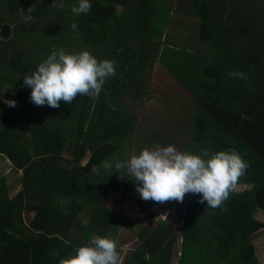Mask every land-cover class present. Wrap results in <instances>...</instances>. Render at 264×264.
Returning <instances> with one entry per match:
<instances>
[{
  "label": "trees",
  "instance_id": "16d2710c",
  "mask_svg": "<svg viewBox=\"0 0 264 264\" xmlns=\"http://www.w3.org/2000/svg\"><path fill=\"white\" fill-rule=\"evenodd\" d=\"M61 1L63 7L53 8V0H0V160L20 171L12 193L0 175V264H59L113 227L118 215L107 200L116 207L127 200L137 212L152 208L157 202L142 200L131 179L118 184L114 164L122 160L124 141L136 138L145 148L161 132L172 133L175 123L190 133L182 134L189 143L181 151L236 150L250 165L239 181L250 186L233 190L217 209L188 194L174 217L181 220L178 235L171 217L143 225L122 264H256L252 234L262 222L254 214L264 213V0H173L171 6L190 12L198 53L160 41L167 28L189 27L175 22L178 11L167 0H90L91 10L79 15L71 11L79 0ZM60 49L113 60L116 75L96 97L36 106L24 77ZM154 61L188 92L192 115L183 101H171L148 120L145 133L134 128L138 121L129 112L140 104L125 100L147 101L151 91L144 107L155 105L156 93L169 84L155 86ZM145 84L147 96L133 91ZM106 160L111 168L103 166Z\"/></svg>",
  "mask_w": 264,
  "mask_h": 264
},
{
  "label": "clouds",
  "instance_id": "9594fccd",
  "mask_svg": "<svg viewBox=\"0 0 264 264\" xmlns=\"http://www.w3.org/2000/svg\"><path fill=\"white\" fill-rule=\"evenodd\" d=\"M51 7L63 5L53 3ZM91 8L90 0H79L71 11L79 15L88 13ZM77 27L75 22L71 24L73 30ZM115 75L113 60L98 59L88 50L66 52L60 49L53 50L38 64L36 71L24 77L23 83L31 88L30 99L36 106L59 108L61 101L72 104L77 95L98 96L105 81ZM229 75L247 79L242 72ZM4 103L16 106L15 100H4ZM103 166L111 168L113 165L106 160ZM114 167L126 169L120 176H127L136 184V191L144 201L183 202L185 195L192 193L200 195V203L206 202L208 207L217 209L229 199L250 165L234 149L211 154L204 149L194 154L167 144L145 147L127 161L117 160ZM117 246V238L96 235L59 264H122Z\"/></svg>",
  "mask_w": 264,
  "mask_h": 264
},
{
  "label": "rangeland",
  "instance_id": "374dc122",
  "mask_svg": "<svg viewBox=\"0 0 264 264\" xmlns=\"http://www.w3.org/2000/svg\"><path fill=\"white\" fill-rule=\"evenodd\" d=\"M53 1H55L54 3L58 5L59 4L63 5V2L61 0H53ZM167 1L171 2L170 4L167 5V7H169V10H174L175 12L176 10L178 11V13H172L174 19L179 21L180 17L185 18L186 20L184 21L185 22L189 21V25H190V12L184 13L182 10H180L181 9L180 5L174 4V7L171 6L173 0H167ZM168 18L171 19V16H169ZM188 38H190V40ZM169 39L171 40V44L173 46L179 47L180 45H182V48L184 50L192 51V53H198L199 43L195 41L194 34L192 33L191 30L184 31L180 35L171 34L169 36ZM169 39L163 34L160 37V41L166 45H170ZM155 62L156 61H154V63ZM149 72H150V69H149ZM158 76L159 77L156 78L155 80V86L158 85V86L164 87V83H168L169 85L165 89L160 91V93L159 92L156 93L157 100L154 103L155 105H152V107L150 106L148 109H145L144 107L145 102L147 103L153 98L151 91H149V93H150V97L152 98L147 99V101L146 99L144 100L143 98L141 101H138V103L133 98L125 100V103L128 101L126 104H131L134 106V108L136 105L140 104L137 107V109L136 108L130 109L129 112L134 116L135 122L138 121L135 123L134 128L136 130L144 131L145 133H147L145 128L148 125V120L153 118L155 114L157 115V112H159V110L165 108L167 103L172 101V103L174 104V102L176 101L186 100V95L176 93L175 87L171 84L172 82L170 81L174 79L171 78L165 71L163 73L158 72ZM150 77H151V73H150ZM150 77L148 74L147 78H150ZM142 79H145V76H143ZM149 87L150 86L147 84H145V86L140 85V86H137V88L134 89L133 91L137 92V90H139L138 92H143L147 96L146 92L148 91ZM136 98L138 100L140 99L137 96ZM191 121L192 119L190 120V123ZM124 142H127V143H126L125 151L121 155V158H122L121 161H127L134 154L138 155L140 151L143 149V148H138L137 146L138 140L136 138L132 141H124ZM188 143H189V136H186L183 140L179 142H174V143H168L166 139L159 137L158 142H156V144L148 143L149 145H147V147L152 148L156 145L167 146V144H172L178 150H181L182 146L188 145ZM82 162L83 160H81V163ZM93 169H96V168H93ZM125 173H126V169L118 170V176H117L118 184L123 182L125 178H128L127 176H123V177L120 176V175H124ZM0 175L3 176L6 187L9 188L8 191L10 193L15 192L19 186L20 171L13 169L11 167V164L8 163L6 160H0ZM249 186L250 184L247 182L238 181V184L236 188L234 189V191H237V190L242 191L243 189L249 188ZM188 194L185 195L183 202L169 201L163 204L156 203L152 208L146 211H143V212L133 211L132 203H130L127 200L123 201L120 207L114 206L113 204L109 202V200H107L106 205L111 207V210L114 209L115 213L118 216L114 217L112 221L113 227L109 228L103 236L115 237L118 239V241H120L121 255L128 252V250H130L133 246H135L139 242V237L135 235V231L136 230L139 231V229L143 225L152 226V224H154L155 222L157 223L158 221H162L163 219H167L168 217H171L172 221L170 220V223L174 227L173 234L175 233V236H177L179 232V226L178 224H176V222L181 224V220L180 219L178 220L174 217L180 214L181 211L183 210L185 201L187 199L186 196H189ZM84 211H87V209L83 210L82 213H84ZM120 216L126 217V219L131 223V227H126L123 224V221L121 220V218H119ZM254 216L262 222V227L252 234V244L254 246V254L257 258L256 264H264V213L258 212V213H255ZM176 246H177V242L174 243L173 250L176 249ZM172 259L176 260V256H173Z\"/></svg>",
  "mask_w": 264,
  "mask_h": 264
},
{
  "label": "crops",
  "instance_id": "0c3cea01",
  "mask_svg": "<svg viewBox=\"0 0 264 264\" xmlns=\"http://www.w3.org/2000/svg\"><path fill=\"white\" fill-rule=\"evenodd\" d=\"M173 19H174V17H173ZM175 20V19H174ZM184 20H186L185 18H182V17H180V20L179 21H177V20H175V22L176 23H184L185 24V26L186 25H188L189 27H188V29H186V28H178V27H172V28H170V29H166V31L163 33L164 34V36H166L168 39H169V36L171 35V34H177V35H180L182 32H184V31H187V30H191L192 31V33L194 34V37H195V33L193 32V30L191 29V26L188 24L189 23V21H184ZM182 21H184V22H182ZM189 40H190V38H188ZM169 41H171L170 39H169ZM171 43V42H170ZM182 46V45H181ZM154 65H153V68L151 69V72H157V76H158V72L160 73H163L164 72V69H163V67H162V65L159 63V62H155V63H153ZM151 77H154L153 75H151ZM155 79H156V77H154ZM172 83V85L175 87V91H176V93L177 94H184V95H188V92L187 91H185L184 89H182L181 87H179L178 85H175V83H176V81H174V80H170ZM153 97V96H152ZM183 103H184V105H181L180 104V106L182 107V108H184L189 114H190V118H191V113H192V106H189L187 103H186V100H183ZM173 104V103H172ZM187 105V106H186ZM171 107H173V105H171ZM191 107V108H190ZM165 117H167V118H170L169 117V115H168V113L166 112V114H165ZM185 124L186 123H190V121H183ZM175 125V128H174V130H173V132L172 133H170V134H165V133H163V132H161L160 133V137H162V138H164V139H166L167 140V142L168 143H174V142H179V141H181V140H183L184 139V137H182V134H184V135H187V134H190V133H187V132H184V131H182L180 128H178L177 129V124L175 123L174 124ZM155 138V137H154ZM159 139V138H158ZM158 142V141H157Z\"/></svg>",
  "mask_w": 264,
  "mask_h": 264
}]
</instances>
